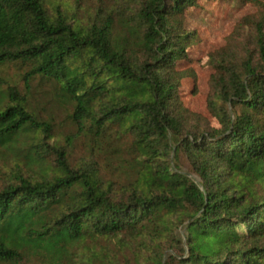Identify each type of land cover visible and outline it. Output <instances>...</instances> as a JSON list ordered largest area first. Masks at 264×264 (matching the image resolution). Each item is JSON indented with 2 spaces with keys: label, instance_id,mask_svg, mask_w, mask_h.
I'll list each match as a JSON object with an SVG mask.
<instances>
[{
  "label": "trees",
  "instance_id": "1",
  "mask_svg": "<svg viewBox=\"0 0 264 264\" xmlns=\"http://www.w3.org/2000/svg\"><path fill=\"white\" fill-rule=\"evenodd\" d=\"M197 1L140 0L136 23L127 21L119 36L109 16L84 28L59 5L49 15L45 0H0V66L27 65L26 87L35 76L54 82L77 131L128 153L135 173L132 192L117 199L96 167L73 168L65 148L51 146L58 174L0 189V263L33 254L74 264L71 250L86 238L140 235L190 212L183 257L159 253L151 264H264L263 34L258 65L247 61L229 79L212 76L216 99L208 105L221 127L195 132L178 96L177 62L187 58L192 35L184 10ZM8 98L0 146L51 131L15 88ZM182 151L200 184L177 164Z\"/></svg>",
  "mask_w": 264,
  "mask_h": 264
},
{
  "label": "rangeland",
  "instance_id": "2",
  "mask_svg": "<svg viewBox=\"0 0 264 264\" xmlns=\"http://www.w3.org/2000/svg\"><path fill=\"white\" fill-rule=\"evenodd\" d=\"M57 5L73 25L84 28L109 16L113 31L121 36L126 34L127 21L135 22L140 0H45L49 15L55 14ZM184 28L192 35L187 43V58L177 62L184 74L178 96L193 113L187 118L194 131L212 132L221 127L208 105L210 98L216 99L212 76L229 79L230 73L241 72L247 61L259 64L260 30L264 40V0H198L197 5L184 10ZM26 71L27 65L22 63L0 66V108L9 104V88H15L26 109L40 121L49 123L52 129L48 134L21 135L12 143L0 146V189L18 183L20 178L43 180L58 174L51 146H61L71 167H96L105 186L111 188V194L117 199L126 198L133 190L135 178L131 156L126 152L118 156L111 146L99 147L92 137L79 133L70 120L73 107L59 96L57 85L35 76L26 87L23 79ZM167 158L172 164V152ZM177 164L200 184L186 152L180 153ZM183 214L147 225L140 235L126 232L86 238L72 248L70 256L74 264H151L159 253L165 259L174 252L179 258L182 256L179 246L186 248L185 225L190 212ZM240 230L245 229L240 227ZM17 264L54 263L48 257L28 254Z\"/></svg>",
  "mask_w": 264,
  "mask_h": 264
}]
</instances>
